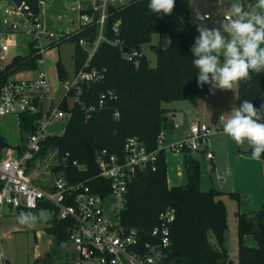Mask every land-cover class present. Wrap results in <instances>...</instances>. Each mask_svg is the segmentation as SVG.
<instances>
[{
	"label": "trees",
	"instance_id": "16d2710c",
	"mask_svg": "<svg viewBox=\"0 0 264 264\" xmlns=\"http://www.w3.org/2000/svg\"><path fill=\"white\" fill-rule=\"evenodd\" d=\"M25 2L39 14V0H14ZM258 0H250L256 3ZM150 0H129L120 5H110L107 19L100 31L96 23L99 12L93 7L82 9V14L93 17L92 23L80 25L74 32L63 35L49 47L64 40L75 43L73 59L75 71L80 70L91 48L100 39L97 48L88 61V67L97 68L103 78L81 85L78 101L69 108L65 97L60 107L69 113V120L62 134L47 135L37 155H46L56 150L57 162L52 172L62 173L69 182H83L93 192L107 194L111 181L100 176L96 158L103 150L109 155L124 157V144L131 137H138L153 151L158 149L160 133L170 125L169 109L164 102L186 99L189 96L208 92L210 85H197V69L192 65L190 47L199 35L195 24L190 22V0H175L171 15L154 14L148 7ZM155 33H167L170 45L163 48L151 45L157 57V65L150 66L143 45L149 43ZM86 42V48L80 40ZM29 54L15 55L4 67H0V87L13 74L35 70L41 53L33 41H29ZM57 70L61 80L66 71L60 62ZM111 92L112 96H110ZM106 97L100 104L101 95ZM68 95L76 96L74 92ZM243 100H249L259 109L264 104V73H251V78L240 81L234 103L238 108ZM37 115H23L21 131L30 134L35 129ZM11 146L0 130L1 151ZM186 184L169 186L165 149L160 148L153 165L137 168L128 182L124 206L120 211V224L134 228L142 244L157 243L152 236L159 225V214L167 208L175 210V219L170 228V247L166 261L177 264H227L231 262L225 248L227 214L223 195L211 188H200L199 160L190 150L184 151ZM36 157V158H37ZM261 158L264 160V154ZM33 162V161H32ZM32 162L28 164V172ZM42 187H48L42 185ZM230 196L238 195L229 193ZM49 204L33 210L35 214ZM52 209V208H51ZM52 218L47 232L59 244L69 241L68 228L71 220ZM238 229V255L235 264H264V180L263 202L260 209L252 212H236ZM252 235L256 246H247L243 240Z\"/></svg>",
	"mask_w": 264,
	"mask_h": 264
},
{
	"label": "built area",
	"instance_id": "2783aa9c",
	"mask_svg": "<svg viewBox=\"0 0 264 264\" xmlns=\"http://www.w3.org/2000/svg\"><path fill=\"white\" fill-rule=\"evenodd\" d=\"M7 8L5 15L14 17L13 20L4 19L2 23L8 28L4 31V43L0 50L7 52L12 46V34L24 25L23 32L34 37L35 47L41 53L38 65L44 64L42 59L45 50L53 41L60 39L52 29L40 22L38 14L33 12L25 2L16 3L14 0H5ZM125 0H99L93 7L99 12L96 23L100 31L107 19V10L110 5H120ZM204 15V14H203ZM201 15V16H203ZM209 17V14H207ZM228 16H226L227 18ZM93 17L89 14L81 15V25L92 23ZM63 36V35H62ZM102 38L100 32L98 40L91 48V52L84 66L75 72L72 81H62L67 89L66 98L78 101L81 85L86 82H96L103 78V73L97 68L88 67V61L94 54ZM48 41L45 45L43 41ZM86 48V42L80 40ZM74 92L76 96L68 95ZM112 96L111 92H109ZM50 96V84L47 69L38 70L35 75L9 79L0 87V116H14L18 123L22 122L23 115H37L34 121L35 129L27 135L25 142L16 146H8L0 155V219L3 205L16 209L19 213L36 210L41 203L49 204L57 211L60 220L74 222L68 228L69 242L73 244V258L75 264H177L166 261L170 247V228L175 219V210L167 208L159 214V225L152 231L157 243L142 244L138 231L134 228L126 229L120 224V211L124 206L128 182L137 168L153 165L158 157L159 149L164 146V131L158 137V149L150 151L136 136L129 138L124 144V157L109 155L103 150L98 154L96 162L100 176L111 181L110 191L102 195L93 192L83 182L73 184L58 174L48 187H42L34 182L28 172V164L34 161L42 149V141L47 136L46 126L55 118L64 115L60 105L54 106L50 100L48 106L44 101ZM106 95L102 94L99 103L102 104ZM174 127H178L174 124ZM210 129L196 120L189 126L186 138L168 145L169 151L175 154L206 150V158L212 159L214 154L208 149ZM114 195L118 198L121 208L115 213L117 220L108 219L104 214L103 200ZM159 249V250H158ZM0 264H9L0 251Z\"/></svg>",
	"mask_w": 264,
	"mask_h": 264
},
{
	"label": "rangeland",
	"instance_id": "374dc122",
	"mask_svg": "<svg viewBox=\"0 0 264 264\" xmlns=\"http://www.w3.org/2000/svg\"><path fill=\"white\" fill-rule=\"evenodd\" d=\"M38 18L43 24L48 23L49 27L56 33L58 38L74 32L81 25L80 3H84V7H91L96 0H39ZM126 2L129 0H125ZM245 11L264 12L259 9L257 3H251L250 0H239ZM228 2L233 0H190V22L197 25L199 21L196 19L205 13L209 14V19L205 21L209 28L218 27L219 23L230 15L231 6ZM7 2L0 0V48L4 43V31L8 26L4 25V19L13 20L14 17L5 15L4 10L7 8ZM24 25L21 24L18 31L12 34V46L7 52L0 50V67H4L9 63L15 55L29 54V41L34 37L23 32ZM45 45L48 41L44 40ZM155 44L166 48L170 45V36L167 33H155L149 43L143 45L142 51L146 55L150 66L157 65V57L152 51L151 45ZM92 48V47H91ZM89 48L88 58L91 52ZM75 52V43L69 39L60 42L58 45L49 47L43 54L44 64L38 65L35 70L20 71L11 76L10 79L33 76L38 70L47 69L50 96L44 101V106H48L52 100L54 106H57L67 94V89L62 83L57 63L60 62L66 73L65 81H72L75 75V61L73 59ZM87 58V60H88ZM86 60V62H87ZM237 86L231 90L215 89L214 93L201 92L191 95L186 99H179L173 102H164L165 108H176V118L174 124L177 128L164 131V147L167 151V160L172 162L178 157L181 160L182 175H177L175 168L169 171V178L172 182L186 184V176L184 170L183 155L169 151L167 148L173 142L182 141L186 138V130L191 124L199 120L200 124H205L210 129L208 136L209 150L214 152V159L206 158L204 148L194 151L200 164V188L208 191L214 188L225 193L223 195L227 214V230L225 233V248L231 261L238 254V229L236 212L240 209H252L253 198L248 193H243L246 188L252 185L257 186L259 192L256 206L262 205V187L264 180V160L260 158L256 160L252 157L251 148L245 145L244 148L238 146L234 140L224 134L223 123L230 115L233 107H236L234 99L236 97ZM69 108L73 106V100H68ZM193 108L194 111L185 112V109ZM223 115L224 119H220ZM184 120H183V118ZM69 120V113L65 112L60 118H55L46 126V135H59L65 130ZM0 130L12 146L23 142L27 137V132L21 131L18 120L14 116L0 117ZM22 140V141H21ZM173 141V142H171ZM171 142V143H170ZM246 149V150H245ZM56 150L51 149L46 155L38 156L30 166L34 182L40 186L51 183L57 174L52 172V164L57 162ZM229 169L233 170V174H229ZM220 175L222 179H217ZM175 180V181H174ZM42 183V184H41ZM177 185V184H175ZM241 192H239V190ZM261 190V192H260ZM229 193L238 195L239 200ZM121 208L118 198L110 195L103 200L104 214L108 219L117 220V212ZM256 209V208H254ZM46 212L45 219H39L37 223L29 228L18 223L17 217L19 212L3 205L1 209L0 219V251L3 252L9 264H75L71 253L74 249L73 244L69 241L59 244L55 237L48 233L46 228L49 226L52 218L56 216L55 209L42 208L40 211ZM32 212V211H29ZM34 213V212H32ZM35 214V213H34ZM248 240L256 241L252 235H248ZM227 264H231L230 261Z\"/></svg>",
	"mask_w": 264,
	"mask_h": 264
},
{
	"label": "clouds",
	"instance_id": "9594fccd",
	"mask_svg": "<svg viewBox=\"0 0 264 264\" xmlns=\"http://www.w3.org/2000/svg\"><path fill=\"white\" fill-rule=\"evenodd\" d=\"M148 7L154 14L171 15L175 0H150ZM257 7L264 9V0H258ZM196 19L199 35L190 51L192 65L198 70V87L210 85L212 94L215 89L232 91L240 81L249 80L251 73H264V12L245 11L239 0H233L230 15L218 27L207 26V14ZM223 132L241 148H251L252 157L259 160L264 154V104L257 109L243 100L224 121ZM45 218L46 212L41 210L39 215L21 212L17 220L31 228Z\"/></svg>",
	"mask_w": 264,
	"mask_h": 264
},
{
	"label": "crops",
	"instance_id": "0c3cea01",
	"mask_svg": "<svg viewBox=\"0 0 264 264\" xmlns=\"http://www.w3.org/2000/svg\"><path fill=\"white\" fill-rule=\"evenodd\" d=\"M99 0H96V1H94L93 2V4H92V6L91 7H94L95 6V4H97V2H98ZM258 2V1H257ZM256 2V3H257ZM84 3L83 2H81L80 3V6H79V10L81 11L82 9H86L84 6ZM87 8H89V7H87ZM205 14H208V13H205ZM210 17V16H209ZM46 25H48L49 26V24L48 23H45ZM153 45V44H152ZM155 45V44H154ZM29 71H31V70H29ZM27 72V71H26ZM190 97V96H189ZM188 97V98H189ZM64 98H65V96H64ZM64 98H63V100H64ZM70 99H72V98H67V102H68V100H70ZM62 100V101H63ZM73 100V99H72ZM52 101V100H51ZM61 102V101H60ZM59 102V103H60ZM74 103V102H73ZM52 104H53V102H52ZM167 109H169V112L167 113V116L170 118V125L165 129V130H168V129H172V128H176V127H174V120H175V118H176V108H174V107H171V108H167ZM192 112V111H194V109L193 108H187V109H185V112L187 113V112ZM1 117V116H0ZM182 118H183V116H182ZM183 120H184V118H183ZM21 124V123H20ZM19 124V125H20ZM185 130H186V135H187V132H188V130H189V127L188 128H185ZM26 139V138H25ZM22 141V140H21ZM23 142H25V140H23ZM23 142H21V143H18V144H16V145H20V144H22ZM171 142H173V141H171ZM170 142V143H171ZM174 143V142H173ZM209 148V147H208ZM165 149V148H164ZM204 152V154H205V156H206V150H204L203 151ZM213 152V151H212ZM165 154H166V161H167V165H168V170H167V177H168V184H169V186H174L175 184H177V185H180L179 184V182H172L171 180H170V176H169V171H172V169L173 168H175L176 169V171H177V175H179V176H181L182 175V172L180 171L181 170V160H179V158L178 157H176V158H174L173 159V161L172 162H169L168 160H167V151H166V149H165ZM213 154H214V152H213ZM179 155H183V157H184V160H185V156H184V153H181V154H177V155H175V156H179ZM196 157V156H195ZM197 158V157H196ZM212 159H214V157L212 158ZM212 159H210V160H212ZM55 164V163H54ZM53 165V164H52ZM228 173L229 174H233V170H231V169H229V171H228ZM29 174L31 175V177H32V173H30V171H29ZM32 179H33V177H32ZM217 179H222V177L220 176V175H218L217 176ZM35 181V180H34ZM175 181V180H174ZM42 184V183H41ZM51 183H47V184H44V185H46V186H49ZM239 190V192H241V190L240 189H238ZM259 192V190H258V188H257V186L255 187V188H252V185L249 187V188H246L245 190H244V192L243 193H248V196L250 197V198H253V207H251L252 209H250V210H248V209H242V210H238V211H240V212H252V211H256V210H258V209H260L261 207H257L256 206V204H257V201H258V193ZM260 192H261V190H260ZM261 197H262V202H263V187H262V192H261ZM262 206V205H261ZM254 208H256V209H254ZM248 235H246L245 237H244V240H243V242H244V244L245 245H247V246H256L257 245V242H256V244L255 243H253L252 242V240H248ZM255 239V238H254ZM256 241V240H255ZM72 253H73V251H72ZM71 253V254H72ZM238 255V254H237ZM237 255L236 256H234L233 258H234V260L233 261H231L230 263L231 264H235V262H236V260H237Z\"/></svg>",
	"mask_w": 264,
	"mask_h": 264
},
{
	"label": "water",
	"instance_id": "95a60500",
	"mask_svg": "<svg viewBox=\"0 0 264 264\" xmlns=\"http://www.w3.org/2000/svg\"><path fill=\"white\" fill-rule=\"evenodd\" d=\"M240 2V1H239ZM241 3V2H240ZM228 4L231 6V4H232V2H228ZM159 250V249H158ZM71 257L72 258H75L76 257V252H73L72 254H71Z\"/></svg>",
	"mask_w": 264,
	"mask_h": 264
}]
</instances>
